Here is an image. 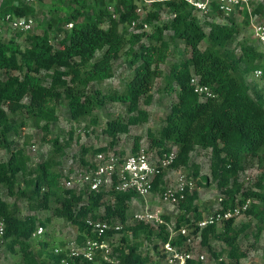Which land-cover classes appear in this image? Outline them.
I'll return each mask as SVG.
<instances>
[{
    "label": "trees",
    "instance_id": "obj_1",
    "mask_svg": "<svg viewBox=\"0 0 264 264\" xmlns=\"http://www.w3.org/2000/svg\"><path fill=\"white\" fill-rule=\"evenodd\" d=\"M42 1L0 0V18L9 14L33 19L32 15L43 9L37 8ZM71 1L77 8L63 22L48 20L42 34H29L25 47L14 39L0 40V150L9 153L5 160L0 159V220L5 224L2 242L9 241L11 250L17 248L24 263L35 264L28 240L36 229V219L21 218L20 209L2 199L4 190L9 197L26 198L39 210L49 209L53 199L59 205L54 210L55 215L76 227L78 243L91 236L86 218L118 221L122 230L115 235L109 233L112 239L121 235L120 244L112 245L118 264L150 263L147 254L143 256L139 251L141 242H131L129 238L153 237L158 241L153 245L156 248L168 239V233L163 226L127 224L128 205L137 197L133 192L119 193L111 189L77 194L75 190L62 188L56 159L63 154V148L57 140L43 138L53 144L54 155L31 167L24 149H10L9 135H20L25 130L22 120L11 123V118L22 114L34 119L48 135L50 124L57 121L55 103L61 100L66 101L72 121L89 119V124L97 126L94 109L110 102L124 105L127 113L126 120L117 115L105 122L103 132L110 138L109 147H113L119 135H126L130 127L148 121V112L141 109L140 103L151 104L154 85L163 78L161 66L171 51L166 32L173 41L182 44L184 58L172 63L166 72L163 90L168 95L175 93L176 97L159 130L148 132L150 146L157 148L158 154L175 148L176 157L170 169L191 168V177L203 186L207 185L208 178L199 175L197 165L190 167V156L197 148L208 150L210 176L223 195L221 205L224 209L232 208L237 200L241 203L249 199L251 203L245 215L255 220V238L258 239L264 232V174L246 191L239 184L238 175L247 160H255L264 169V93L246 82V77L253 76L257 69L262 71L260 78H264V60L254 40H243L236 48H230L238 34L235 16L242 13L232 14L220 23L213 19L218 13L212 4L208 18L202 22L185 0H151L149 3L95 0L90 12L86 0ZM164 12L169 19L162 22ZM259 13V7L252 10L254 16ZM133 22L137 23L135 27L131 26ZM69 24L71 27H67ZM4 30L10 29L3 27ZM51 32L60 37L57 42L51 39ZM205 40L207 45L202 49ZM126 48L132 72L122 90L101 89L104 82L112 78L113 62ZM97 53H101L98 58ZM193 77L209 88L213 97L195 93L191 85ZM139 148V138H135L131 153ZM106 151V148L81 147L80 166H90L86 159L88 154L94 156ZM19 175L26 178L22 190L16 187ZM163 178L164 173L156 177L152 192L160 191ZM106 197L111 199L110 204H103ZM196 198L193 191L178 206L182 213L176 219L177 228L190 220L202 219L195 205ZM189 215L191 218H187ZM164 219L169 221L168 217ZM247 228L246 224L236 229L234 219L220 226H208L200 232V245L215 258H221L219 256L226 252L228 260L238 264L245 258L238 238ZM176 241L180 242L181 238ZM212 241L222 243L227 250L216 253L211 248ZM63 257L54 250L50 254L52 264H60ZM96 259L99 264H108L99 257Z\"/></svg>",
    "mask_w": 264,
    "mask_h": 264
},
{
    "label": "rangeland",
    "instance_id": "obj_2",
    "mask_svg": "<svg viewBox=\"0 0 264 264\" xmlns=\"http://www.w3.org/2000/svg\"><path fill=\"white\" fill-rule=\"evenodd\" d=\"M86 1L88 2V11L90 12V9H92V6L95 4V0ZM41 3L43 4V11L39 10L36 14L32 15L34 26L30 32L18 34L10 30H4L0 33V40L8 41L9 39H14L21 45V47H25L27 45V36L29 34H42L48 20H53L57 23L58 21L63 22L66 16L70 14L73 9L77 8L71 0H43ZM258 7L260 8V13L256 16L252 15L251 19L249 16L246 18L244 13L235 16V25L238 28V34L232 44H230V48H236V46L243 40L251 41L254 39L251 25L256 22L264 23V0H253L251 10ZM109 11L112 10L109 9ZM168 19V14H166V12L162 13V22H165ZM213 19L217 22L220 21L221 23L227 21L220 16H215ZM61 26L64 27V23H61ZM204 30L207 32L208 28L204 26ZM50 37L55 42L60 38L54 32L50 33ZM166 37L170 43L171 51L165 64L161 66L163 78L158 79L154 85L151 104L145 106L142 102L140 103L141 109L148 112V121L130 127L129 132L126 135H119L113 147H109L110 138L103 132L104 125L109 117H115L117 115L126 120L127 113L124 105L109 102L102 107H96L94 109V115L97 117L98 125L93 126L89 124V119L79 122L72 121L69 116L66 101L61 100L55 103L57 121L50 124L48 135L36 125L34 119L27 117L25 114L11 118V123L14 124L22 120L26 126L25 130L20 135H14L13 133L9 135V140L11 142L10 149H24L30 159V166L33 167L54 155L53 144L47 142L43 138L57 140V144L63 148V154L56 159V162L59 164L56 169L61 175L60 186L62 188H66L64 179L67 178L69 174L75 172L77 173L76 175H78V172L82 169L79 164L81 147L89 149L106 148V152H122L124 155L131 153L134 139L139 138L140 148H143L147 150V152L156 156L158 154V149L150 146L148 132L156 133L159 130L171 103L175 101V93L168 95L163 90L166 72L172 63L184 58L182 44L178 41H173L169 32H166ZM206 45L207 41L205 40L201 45L202 49ZM126 50L127 48L121 53L119 59L113 62L112 78L105 81L101 86V89L104 90L107 87H112L119 91L122 90L123 83L129 78L132 72V68L125 53ZM100 54L101 53H97L96 58H98ZM246 82L250 87L257 86L262 89L264 93V78L255 79L249 74L246 77ZM89 90H92V88L90 87ZM8 154V151L0 150V159L5 160ZM92 158V154H88L86 157L88 161L92 160ZM192 164L199 167L200 176L208 178L207 185L204 186L198 183V179L192 178L195 185L194 191L197 195L195 205L197 206L198 211L203 215H207L214 210L218 199L223 198L216 183L210 176V152L208 150L197 148L190 156V167ZM177 172H184L191 176V168H180L176 170L168 169L164 174L165 180L170 182ZM262 173L264 174V169L259 167L255 160H247L244 163L243 170L238 175V182L244 191L249 190L253 188L255 182ZM25 180L26 178H23L20 175L17 177L16 187L19 190L24 189ZM1 196L7 204L10 206L15 205L20 209L21 218L32 216L36 219V228L39 226L43 228V234L40 237H31L28 240L34 255L33 258L35 264H52L50 254L53 253V250L57 247H64L66 242L74 240L76 237L78 233L76 227L71 223L66 222L63 218L55 215L54 210L58 208L59 205L53 199H51L49 203V209L39 210L36 209L34 204L26 198L18 196L9 197L4 190L1 193ZM238 198L240 197L238 196ZM103 202V204H110L112 201L109 197H106ZM100 210H102V208ZM144 212L152 213L162 219L168 217L169 221L172 223H175L176 219L182 213L177 207L170 208V206L161 203L159 200V191L151 192L146 199L135 197L129 203L127 210V224L133 225L132 217L135 213ZM246 224L248 225V228L238 238V245L245 253V258L240 260L238 264H264V232L261 233L258 239H256L255 220L245 214L234 221L236 229L240 228L241 225ZM120 240L121 235H116L110 245H119ZM135 240L141 242L139 251L143 256L147 254L150 260L149 264H159V245H157L156 248H153V245L158 241L153 237L149 239L142 236L138 239L132 237L129 238V241L131 242H134ZM8 244L9 241L0 243V264H26L23 262L18 249L13 248L11 250L8 247ZM211 248L216 253H219L221 250H227L226 246L222 243L213 241L211 243ZM198 250L205 253L208 259V264H220L218 261L219 258L212 256L205 247L200 245ZM219 257L222 258L223 264H232V262L228 260L226 252ZM94 264H99V260L95 259Z\"/></svg>",
    "mask_w": 264,
    "mask_h": 264
},
{
    "label": "built area",
    "instance_id": "obj_3",
    "mask_svg": "<svg viewBox=\"0 0 264 264\" xmlns=\"http://www.w3.org/2000/svg\"><path fill=\"white\" fill-rule=\"evenodd\" d=\"M25 3H33L37 0H23ZM145 3L151 0H143ZM191 5L198 14L199 19L203 22L208 18L214 5L218 16L226 18L232 14L246 13L251 19V5L253 0H185ZM141 12V9H138ZM137 23L133 22L132 27ZM34 20L31 17H12L7 14L0 18V33L3 27H8L13 32L26 33L33 29ZM253 37L258 49L263 55L264 60V23H252ZM71 27V24L67 25ZM147 29V25L143 24ZM262 71L257 69L253 76L260 78ZM191 85L194 92L204 97H213L209 88L199 84L198 79L193 77ZM176 157V149L172 148L162 154H153L143 148H139L136 153L121 154L119 152H99L96 153L92 160H89L90 166L82 168L78 175L72 173L64 179L66 189L75 190L77 194L81 192H99L101 190H114L119 193L133 192L137 197L146 199L152 192L153 183L156 177L170 169ZM195 185L191 176L184 172H177L174 178L167 182L165 176L160 186L159 200L170 208L177 207L182 203L187 194H192ZM222 198L212 212L203 215L201 220H190L187 224H182L178 228L175 223L166 221L152 213H135L132 217L133 224L144 223L158 228L163 226L168 233V239L159 243L160 258L159 264H208L205 253L200 252V232L212 225L220 226L222 223L237 219L247 211L250 200L243 202L236 201L232 208L224 209L221 205ZM191 218V216H187ZM87 229L91 236H86L84 241L78 243L76 237L74 240L66 242L64 247L54 249L55 254H63L64 257L60 264H83L84 262L92 263L96 257L108 264H118L117 255L110 243L113 241L112 236L120 232L123 228L118 221H108L101 219L85 220ZM5 224L0 220V243L4 237ZM43 234V228L39 226L32 233V238L40 237ZM177 238L181 241L177 243ZM222 262V258L218 259Z\"/></svg>",
    "mask_w": 264,
    "mask_h": 264
},
{
    "label": "crops",
    "instance_id": "obj_4",
    "mask_svg": "<svg viewBox=\"0 0 264 264\" xmlns=\"http://www.w3.org/2000/svg\"><path fill=\"white\" fill-rule=\"evenodd\" d=\"M43 4H40V6L37 5V8H42ZM220 22V21H219ZM221 23V22H220ZM203 215V214H202Z\"/></svg>",
    "mask_w": 264,
    "mask_h": 264
}]
</instances>
